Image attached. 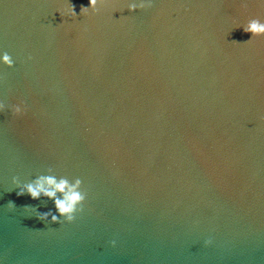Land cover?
I'll return each mask as SVG.
<instances>
[{
	"label": "water",
	"instance_id": "water-1",
	"mask_svg": "<svg viewBox=\"0 0 264 264\" xmlns=\"http://www.w3.org/2000/svg\"><path fill=\"white\" fill-rule=\"evenodd\" d=\"M81 6L0 0V264H264V0ZM49 169L72 223L16 195Z\"/></svg>",
	"mask_w": 264,
	"mask_h": 264
},
{
	"label": "clouds",
	"instance_id": "clouds-1",
	"mask_svg": "<svg viewBox=\"0 0 264 264\" xmlns=\"http://www.w3.org/2000/svg\"><path fill=\"white\" fill-rule=\"evenodd\" d=\"M106 3L107 0H89L88 7L81 6L80 14L87 16L89 10L95 13L98 10V5H104ZM144 7V4L137 5L133 3L128 6L127 10L128 12H135L138 8L143 9ZM66 14L76 18L77 14L73 5L70 4ZM60 15L63 17L64 13H60ZM243 31L245 33H251V39L247 42H251L254 38L264 37V22H261L259 19H251L243 26ZM0 63L8 68L14 67V61L7 52L0 57ZM4 110L5 105L0 103V112ZM12 112L17 117L22 116L24 113L22 104L13 106ZM48 171L50 173L49 175H41L32 182L22 186L19 179L14 177L12 182L19 189L16 195L20 197L27 194L33 200L44 197L54 202L56 214L52 211L40 213L35 207L25 206L26 209L29 207L33 208L36 218L45 225L59 224L61 221L72 223L76 213L83 210L81 206L86 199V193L81 191L83 182L80 178H76L74 181H69L66 177L57 178L56 175L51 174L52 169ZM7 207L9 210H13L16 206L13 202L9 201Z\"/></svg>",
	"mask_w": 264,
	"mask_h": 264
}]
</instances>
